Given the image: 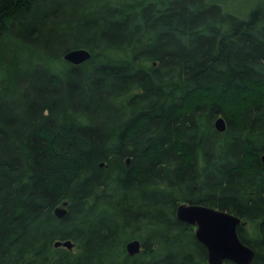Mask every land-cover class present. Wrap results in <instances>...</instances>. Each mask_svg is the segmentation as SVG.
Returning a JSON list of instances; mask_svg holds the SVG:
<instances>
[{"label":"trees","instance_id":"16d2710c","mask_svg":"<svg viewBox=\"0 0 264 264\" xmlns=\"http://www.w3.org/2000/svg\"><path fill=\"white\" fill-rule=\"evenodd\" d=\"M235 1L0 0V264H209L185 201L264 264V0Z\"/></svg>","mask_w":264,"mask_h":264},{"label":"water","instance_id":"95a60500","mask_svg":"<svg viewBox=\"0 0 264 264\" xmlns=\"http://www.w3.org/2000/svg\"><path fill=\"white\" fill-rule=\"evenodd\" d=\"M90 55L89 49L82 47L71 49L64 57L71 62L81 63L90 58ZM215 126L219 130H224L227 126L225 118L219 116L215 120ZM65 213L64 207L57 206L56 214L64 216ZM176 213L180 220L196 226V237L207 248L209 264H225V261L230 259L239 264H250L254 259L256 252L253 247L240 238L237 225L241 220L230 211L200 202L185 201L178 205ZM59 244L71 247L73 242L70 239L65 241L58 239L56 245ZM126 247L130 255L139 253L143 249L140 239L137 238L129 241Z\"/></svg>","mask_w":264,"mask_h":264},{"label":"bare ground","instance_id":"6f19581e","mask_svg":"<svg viewBox=\"0 0 264 264\" xmlns=\"http://www.w3.org/2000/svg\"><path fill=\"white\" fill-rule=\"evenodd\" d=\"M83 47V46H82ZM82 47H77V48H82ZM73 49V48H72ZM70 51V50H69ZM90 51V50H89ZM68 52V51H67ZM91 53V52H90ZM65 55V54H64ZM91 56V55H90ZM65 58V57H64ZM91 58V57H90ZM67 59V58H66ZM89 59V58H88ZM68 60V59H67ZM87 60V59H86ZM70 61V60H69ZM71 62V61H70ZM73 62V61H72ZM75 63V62H74ZM82 63V62H81ZM77 64H79V63H77ZM219 116H223L224 118H225V123H226V125H227V119H226V117L224 116V115H218L216 118H215V120L219 117ZM227 129V126H226V128H224V130H226ZM224 130H220V131H224ZM261 157H262V160L264 161V153H261V155H260ZM201 203V202H200ZM67 205H68V200L67 201H63L62 203H60V204H58L57 206H60V207H64L65 209H66V213H65V215L67 214V212H68V207H67ZM57 206H56V208H55V214H56V209H57ZM213 207V206H212ZM215 208V207H214ZM218 208V207H217ZM224 210H226V211H230L229 209L227 210V209H224ZM231 213H233L234 215H236V217L237 218H240V220L241 221H239V223H238V225L237 226H239L241 223H246V221L245 220H243L242 219V217L238 214H235L234 212H232V211H230ZM64 215V216H65ZM56 216H58V217H64V216H59L58 214H56ZM195 226V225H194ZM195 229H196V226H195ZM194 233H195V231H194ZM60 239V238H59ZM72 242H73V245L71 246V247H67L66 245H63V244H59V246H64L65 248H67V249H72V250H75V246H76V242L73 240V239H71V238H69ZM69 239H61V240H63V241H65V240H69ZM133 239H135V238H133ZM133 239H130V240H128L127 242H126V244L129 242V241H132ZM137 239H139V238H137ZM56 241H58V240H55L54 241V246L55 247H59V246H57L56 245ZM140 241H141V239H140ZM141 243H142V241H141ZM126 244H125V247H126ZM143 245V244H142ZM127 248V247H126ZM230 260H232V259H230ZM230 260H228V261H230Z\"/></svg>","mask_w":264,"mask_h":264},{"label":"rangeland","instance_id":"374dc122","mask_svg":"<svg viewBox=\"0 0 264 264\" xmlns=\"http://www.w3.org/2000/svg\"><path fill=\"white\" fill-rule=\"evenodd\" d=\"M235 2H236V3H239V4H238V6H239V5H240V3H241V1H240V0H236ZM58 239H59V238H58ZM58 239H57V240H58Z\"/></svg>","mask_w":264,"mask_h":264}]
</instances>
